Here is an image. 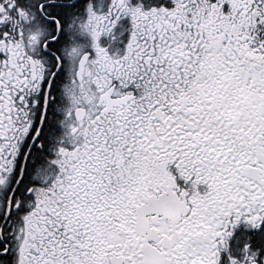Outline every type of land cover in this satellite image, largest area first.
<instances>
[{
  "label": "snow or ice",
  "instance_id": "1",
  "mask_svg": "<svg viewBox=\"0 0 264 264\" xmlns=\"http://www.w3.org/2000/svg\"><path fill=\"white\" fill-rule=\"evenodd\" d=\"M0 264H264V0H0Z\"/></svg>",
  "mask_w": 264,
  "mask_h": 264
}]
</instances>
